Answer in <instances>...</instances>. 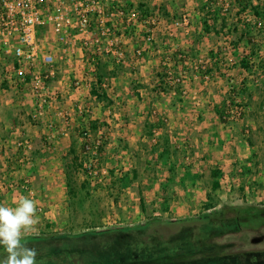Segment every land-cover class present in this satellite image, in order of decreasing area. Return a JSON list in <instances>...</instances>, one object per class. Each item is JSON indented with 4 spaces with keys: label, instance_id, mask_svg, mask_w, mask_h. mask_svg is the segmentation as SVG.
<instances>
[{
    "label": "rangeland",
    "instance_id": "1",
    "mask_svg": "<svg viewBox=\"0 0 264 264\" xmlns=\"http://www.w3.org/2000/svg\"><path fill=\"white\" fill-rule=\"evenodd\" d=\"M144 1L146 0H143V4H147ZM167 1V5L170 6V1ZM191 1L194 4L199 2V4L197 3L196 11L204 13L206 18H209V20L207 19L209 22L206 21V23L204 21L196 22L194 25L195 32H198V28L204 29L205 24H207L213 31L216 30L217 33L223 34L222 40L218 39L222 44L218 45L216 43L214 49L206 47L200 54L193 52V49L191 51V47L167 53L165 50L168 51L172 48V44H175L176 36L171 37L173 41H170V43H167L161 37L162 42L159 43V46L163 53L159 55L161 57L159 64L155 68L150 67L149 70H140L141 66L135 62V60H140L137 58L136 51L144 46L142 42H139L140 35L143 37L149 29L141 28L138 34L139 37L137 35L138 41L134 40L132 42L133 51L126 54L125 63L117 64L112 56L107 55L103 57L96 70L92 71L91 67H87L89 68L87 73L90 74L91 78H97V76L106 78L104 81L106 84L105 88H100L99 94L101 96L112 87L110 85L112 76H116L120 81L125 80L126 82L132 78L134 79L123 86L115 85L113 91L109 92L110 96L106 95V93L107 98L100 100L101 102L98 99L90 100L91 93L88 91L91 90V87L88 85L83 86L82 89L87 90L86 97L81 102L76 101L78 105L72 102V107L76 109L79 104H82L80 113L75 112L73 119L70 121L71 132H73L71 142L83 163L82 167L72 171L74 190L77 195L75 198H71L67 185V164L73 159L70 151L69 155L62 160L64 170L62 188L64 191L60 193L57 190L59 189V180L57 179L52 185L53 188H57L56 193L46 191L37 197L35 191L34 197L27 195L32 199L40 200L42 205H37V215L40 219L36 225V232L27 234L25 239L48 237L53 234L78 235L93 231L125 230L126 228L142 226L150 218L154 217L162 220H179L198 217L207 213L204 209V206L208 204L206 196H203L205 200L201 201L200 197H197L199 192L192 193L196 195V198H193V196L189 198L184 193L178 196L175 194L176 191L171 193V188L170 190L168 189L177 183L186 190L184 191L186 193L190 187H194L197 184V180L193 176V178L191 177L192 179L186 180V175H184L178 181H175V178L179 175V170L185 174L188 169H192L193 152L190 148L186 149V144H177L174 141L178 135L172 130L169 132L168 117L164 113H160V109L156 105L161 101L162 95L170 94L178 88L174 85L166 86V80L161 76H166L167 70H171L174 76L183 78L184 81H186L188 75H198L202 79L205 78V80L208 78L211 83L223 80H228L230 83V79L234 80V78L242 77L243 81L241 84L237 88L232 89L230 94L236 93V97L247 108L245 117L250 115L251 118L258 121L257 125L261 124L263 129L261 136L264 142V22L257 17L258 12L264 15V0L246 1L244 3L247 7L246 11L242 10L235 0ZM147 2L149 7L159 9L160 17H167L168 9L165 5H158L159 8L152 5L151 0ZM174 2H176L174 4H177V2L182 3L181 0H175ZM255 8L258 9V12H256ZM168 16L170 15L168 14ZM181 18L182 16L179 17L180 21ZM246 25L250 26V28H247ZM191 26V22L187 27L181 25L176 30V33L188 30ZM245 30L252 32L251 37L254 38V41H249V36L246 35ZM201 40H203V37L197 34L194 42L198 43ZM192 43L193 40L190 41L189 46ZM153 46L154 40L152 43H147L143 59L147 56L148 48H153ZM182 55L186 56V61L180 58ZM243 60H246L252 69L243 68ZM197 67H199V70H196ZM229 71L233 75L225 78V76H228ZM0 75L4 76L2 68H0ZM145 79L149 80V82H140V80ZM71 84L76 89L81 87L82 83L79 79H75L72 76ZM183 84L184 82L182 86ZM1 87L5 88V83H1ZM133 87H142V89L146 87V97L147 95L153 96L154 101L152 104L147 105V107L144 106L145 103L133 106ZM181 87L178 94L183 96ZM125 88H128V90H125ZM82 89L81 91L83 92ZM117 94L119 95L117 96ZM230 94L224 98V101L230 98ZM63 100L60 99V101ZM130 100H132L131 105L128 103ZM66 118L67 116L65 120H67ZM148 119L152 120L150 124L160 119L163 127L158 129L160 133L155 136L149 127L150 124H146L144 135L147 141L145 142L139 141V143L132 145V143L125 141L119 136H110L113 133L111 129L115 123L126 122V124H134L138 129L142 128ZM30 122L37 126L42 124ZM92 122H96L97 132L92 130ZM54 124L56 126L59 125L58 122ZM226 124H229V122ZM85 132L91 134L90 146L97 140L101 141V156L98 157L97 150L96 153H93L92 149L83 150L85 144L83 134ZM252 138L254 139V137ZM23 139H28L32 143L31 138L27 136L23 137ZM165 143H169L171 151L166 154L165 158H162ZM261 155L264 156V153H261ZM263 159L261 157L260 161L262 162ZM255 162L256 164L252 166L253 171L251 172L259 171L258 165H260V162L256 160ZM242 171H244V168H242ZM126 175L128 177V187L120 188L119 185L115 186L113 184L114 178L120 180ZM184 178L185 181H183ZM198 182L201 183L200 186L204 190H210L213 181L198 180ZM221 182L222 187L217 193H212L211 191L207 193V196L211 194L214 202L217 203L215 211L246 208L247 206H254L264 211V180L259 181L258 177L254 178L253 176L244 180L240 178L232 180L227 175L221 178ZM83 184L87 186L86 189L82 188ZM31 187L35 190L33 182ZM241 188H243V191H241ZM22 192L27 194L24 189H22ZM200 192L203 194V191ZM141 196L146 199V212H143L141 208ZM47 201L60 207L50 211L49 208L43 207V203ZM178 208L188 209L189 213L187 215L174 214L173 212ZM175 230L176 227L171 228L162 224L161 235L167 236L174 233ZM101 241L102 239L99 238L96 243L101 244ZM79 244V248L84 250L88 247L97 246L95 243L89 246L88 239H84ZM213 244L214 249L224 256L264 251V228L259 231L243 230L239 233L229 234L214 240ZM48 246L49 248H57L53 244H48ZM64 246L69 248L72 243H66Z\"/></svg>",
    "mask_w": 264,
    "mask_h": 264
},
{
    "label": "crops",
    "instance_id": "2",
    "mask_svg": "<svg viewBox=\"0 0 264 264\" xmlns=\"http://www.w3.org/2000/svg\"><path fill=\"white\" fill-rule=\"evenodd\" d=\"M138 1L143 3V0ZM147 1L144 2L149 6ZM151 1L152 5L157 7L165 5L170 16L167 14V17H160V23L154 30V46L153 48H148L146 58L139 61L135 60L136 64L141 66L140 70H149L150 67H157L161 58L159 55L163 53L159 43L162 42V39L170 43V41H173L171 37L174 35L176 36L175 44H172V48L168 51L165 50L167 53L191 47V51L193 49V52L200 54L206 47L214 49L216 43L218 45L222 44L218 39H221L223 34L217 33L216 30L213 31L210 28V32L206 33L203 28H198V32H195L194 25L196 22L204 21L206 23L209 20L204 13L196 11L199 2L194 4L191 0H181L182 3L177 2V4H174L176 3L174 2L175 0H169L170 6H168L167 0ZM185 14L189 17L192 26L188 30L176 33V30L182 25L179 23V17ZM197 34L202 36L203 40L195 43L194 39ZM140 37L142 38V35ZM161 37L163 38L161 39ZM192 40L193 43L189 46ZM139 42L141 43V40ZM132 49L133 44L130 43L126 54L131 53ZM55 54L60 63L61 76L51 83L50 89L60 93L61 99L65 101H59L45 118L44 124H41L42 122L39 123L41 124L40 126L30 122V114L34 109V99L31 94L24 90L16 92L14 89L8 88V86L2 88L1 83L3 81L2 75H0V204L5 206H15L13 203L15 200L20 196H27V194L22 192L21 187V181L26 177L32 180L37 197L46 191L56 193L57 188H53L52 185L57 179L59 180V189L57 190L60 193L64 191L62 188L64 181L62 160L69 155L73 148V143L71 142L73 132H71L70 121L73 119L75 112L80 113L82 105L79 104L76 109L72 107V102H81L87 95V90L82 89L83 86L88 85L92 89L93 86H96L97 78H91L90 74L87 73L89 71L87 67L90 66L86 59L83 58L84 55L80 49L70 48L66 52L55 51ZM230 75H233L231 71L228 72V76H225V78L230 77ZM72 76L81 81V87L76 89L73 87L71 84ZM110 79L112 87L106 90L107 94L105 93L108 96H110L109 92L113 91L115 85L123 86L126 83L129 84L134 78L128 80V82L125 80L120 81L116 76H112ZM242 81L243 78L240 77L234 78V80L230 79V83L228 80L211 83L208 78L205 80V78L202 79L198 75H188L181 88L183 96L173 91L170 94L162 95L161 101L156 104L160 109V113H164L168 117L169 132L172 130L178 135L174 141L177 144H186V149L190 148L193 152L192 169H188L185 174L179 170V175L175 178V181L186 175V180L193 176L197 180V184L194 187H186L189 189L185 193L184 191L186 190L176 183L168 188L169 190L171 188V193L176 191L175 194L178 196L184 193L189 198L192 196L196 198V195L192 193L199 192L197 197L204 201L203 196L207 197V193L211 189L204 190L198 180L213 181L212 173L214 171L221 172L220 177L217 179L221 187V178L227 175L232 180L234 178L244 180L252 176L254 178L258 177L259 181L264 180V159L262 162L260 161L261 157L264 158L261 155V153H264L261 124L257 125L258 121L251 118L250 115L241 121L226 124L222 121L219 113L222 112L225 102L224 98L231 93L232 89L237 88ZM140 82L148 83L149 80H140ZM105 85L103 82L101 87L105 88ZM100 88H98V93H100ZM138 88L133 87V106L136 104L141 105V103H145V107L151 105L154 101L153 96L147 95L146 97V87H143V89L142 87ZM125 90H128V88H125ZM88 92L91 93V90ZM89 99L96 100L97 97L91 94ZM132 100L128 101L130 105ZM98 101L100 100L98 99ZM75 105H78V102ZM59 111L63 112L65 117L67 116V120L59 115ZM148 121L142 128L138 129L134 124H126V122L115 123L111 129L113 133L110 136H119L125 141L132 143V145L139 143V141L145 142L147 141L144 135L146 124L152 123V120L148 119ZM49 122H58L59 125L55 129H51L49 128ZM25 136L32 140V148L26 152L18 149V142ZM24 154L29 155L31 163L20 165L19 159ZM255 160L260 162V165H258L259 171L251 172L253 171L252 166L256 164ZM242 168H244V171H242ZM185 178L183 181H185ZM200 191H203V194ZM241 191H243V188H241ZM34 200L38 206L42 205L40 200L36 198ZM44 206L46 209L49 208L50 211L60 207L57 204L52 205L48 201L43 203ZM173 213L187 215L189 210L178 208Z\"/></svg>",
    "mask_w": 264,
    "mask_h": 264
},
{
    "label": "built area",
    "instance_id": "3",
    "mask_svg": "<svg viewBox=\"0 0 264 264\" xmlns=\"http://www.w3.org/2000/svg\"><path fill=\"white\" fill-rule=\"evenodd\" d=\"M140 4L143 3L138 0H0L2 81L16 92L24 90L31 94L34 109L30 121L44 124L51 109L61 99L60 93L50 89L61 72L55 51L80 49L94 71L107 55L112 56L117 64L123 63L128 45L137 40L141 28H149L139 38L144 46L136 51L137 58L143 59L147 43L154 40L160 14L159 9L151 8L150 14L143 15ZM179 23L188 26L189 17L183 15ZM180 58L186 61L185 55ZM165 80L166 86H182L184 82L171 70H167ZM230 95L223 107V119L229 123L241 121L247 108L236 93ZM59 115L65 117L61 111ZM48 124L49 128H56L54 123ZM153 133L156 136L160 131ZM90 137L89 132L83 134L85 143L88 144ZM100 145L101 141L97 140L86 149L96 153ZM31 148L32 143L28 139L18 142L19 150L26 152ZM19 163H31L29 155L24 154ZM31 183L29 177L23 178L21 187L27 195L34 197Z\"/></svg>",
    "mask_w": 264,
    "mask_h": 264
},
{
    "label": "trees",
    "instance_id": "4",
    "mask_svg": "<svg viewBox=\"0 0 264 264\" xmlns=\"http://www.w3.org/2000/svg\"><path fill=\"white\" fill-rule=\"evenodd\" d=\"M242 10H247L244 3L252 0H235ZM143 15L152 12L151 7L147 4H140ZM256 12L258 9L255 8ZM258 18L264 22V15L257 13ZM247 28L250 26L246 25ZM204 30L210 32L209 26L205 24ZM249 41H254L251 37L252 32L245 30ZM242 67L252 69L246 60L242 61ZM165 79V75L161 76ZM104 76H97L96 86L91 89V94L97 99L107 98L105 94L101 96L98 93L105 81ZM176 92H180L181 85L178 84ZM182 88V87H181ZM163 89V88H162ZM225 105V103L223 104ZM220 117L224 123L223 113ZM151 131L162 129L163 123L159 119L150 124ZM94 132L98 131L96 122L91 123ZM89 145L85 143L83 150ZM169 143L164 144V154L166 157L171 151ZM102 146L97 149L98 157L101 156ZM73 159L67 164V185L71 198L76 197L72 171L83 166L81 157L73 147L71 150ZM221 172L212 173L211 192L217 193L220 188V182L217 180ZM135 177V175H134ZM127 175L120 180L114 178V185L120 188L128 187ZM83 184L82 188L86 189ZM208 204L204 206L207 213L193 218L179 220H162L161 218H150L148 222L137 228H126L84 232L78 235H50L41 238H27L25 242L35 247L40 255L37 260L41 264H264V251L245 252L241 254H230L224 256L214 249L213 241L226 235L239 233L243 230L259 231L264 228V211L254 206L246 208H230L215 211L217 203L214 202L211 194L207 196ZM141 208L146 212L145 198H140ZM214 211V212H212ZM176 227L174 233L167 236L161 235V226ZM146 235V237H144ZM101 238V244H97V239ZM88 239V245L96 244L97 246L88 247L86 250L79 248V243ZM72 243V246L65 248L64 244ZM48 244L56 245L57 248H49ZM52 247V246H50ZM216 253V254H215Z\"/></svg>",
    "mask_w": 264,
    "mask_h": 264
},
{
    "label": "clouds",
    "instance_id": "5",
    "mask_svg": "<svg viewBox=\"0 0 264 264\" xmlns=\"http://www.w3.org/2000/svg\"><path fill=\"white\" fill-rule=\"evenodd\" d=\"M15 206L0 204V264H41L35 247L25 236L36 232L39 223L37 203L29 196H20Z\"/></svg>",
    "mask_w": 264,
    "mask_h": 264
}]
</instances>
